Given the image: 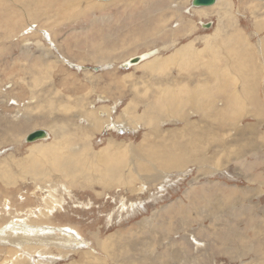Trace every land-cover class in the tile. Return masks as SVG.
Instances as JSON below:
<instances>
[{
  "label": "rangeland",
  "instance_id": "obj_1",
  "mask_svg": "<svg viewBox=\"0 0 264 264\" xmlns=\"http://www.w3.org/2000/svg\"><path fill=\"white\" fill-rule=\"evenodd\" d=\"M193 2L0 0V161L4 160L1 171L6 163L18 167L17 161L7 160L12 156L21 163L36 161L41 153L30 147L48 145L54 140L48 129L53 118L80 119L87 111L108 104L113 106L114 120L133 101L139 102L137 109L142 113L147 107L145 103L156 102L153 93L159 88L151 80L162 79L164 73L171 78L178 69L151 71L141 64L155 56L170 57L187 43L193 45L194 51L204 53L209 50L207 38L200 40L198 36L215 37L221 30L226 36L231 28L234 32L242 31L248 49L256 51L254 62L264 63L259 55L264 30L257 32L256 28V22L264 19V0H225L219 7H209L204 14ZM226 45L230 48L229 43ZM154 50L155 55L144 61L130 68L121 67L124 62ZM222 61L220 56L210 57L199 62L198 67L185 65L180 73L184 81L176 89L184 91L179 100L185 106L179 107L188 113L189 121L201 117L192 111L197 104L188 101H201L198 87L207 81L209 73L224 72V78L214 81L217 84L244 76L242 70L224 69ZM85 71L100 76L101 84L96 86L93 79L88 82ZM257 72L260 81L253 96L246 98L241 95L242 90L233 87L224 90L219 87L222 83L212 90L210 100L215 105L210 107H217L216 112H211V120L206 121L216 124L215 132H220L216 138H225L230 144L244 136L242 145L234 151V155L241 152V159L231 157L232 163L221 165V170L213 175H202L199 165L193 164L181 174L172 172L160 183H138L139 192L135 194L122 190L97 197L101 189L92 184L90 189L70 186L68 193L57 188L50 201L48 191L53 185L46 184L49 176L43 183L35 184L37 179L19 170L13 172L14 180L8 181V186L0 181V229L7 231L11 224L46 221L42 213L55 208L46 223L39 225L53 234L46 238L50 243L39 241L35 246L27 243L30 239H24L22 245L10 246L0 240V264H97V259L102 264H264V113L262 119H257L247 112L251 97L260 100L257 102L263 103L264 108V73L261 68ZM128 75L133 78L125 81ZM192 79L201 85H189ZM128 80L131 87L123 83ZM188 91L193 99L187 98ZM108 92L113 96L111 103L101 102ZM224 92H229L228 98ZM70 96L80 97L82 103L69 101ZM172 97L162 99L160 105ZM224 107L226 110H222ZM183 125L186 122L179 123L176 118L160 123L164 130H182ZM125 126L104 127L102 133L95 134L91 141L95 151L105 147L110 137L141 143L145 129ZM36 130L48 132L49 137L28 143L26 136ZM79 147L73 143L69 149L75 148L76 153ZM213 149L215 152L207 153L215 155L216 160L203 162L206 167L217 166L221 159L219 147ZM6 168L9 170V165ZM17 238L23 237L18 234ZM77 238L85 241L83 248L78 247ZM112 238L116 240L105 243ZM102 243L110 246L108 252L103 251ZM88 251H96L97 255L87 254Z\"/></svg>",
  "mask_w": 264,
  "mask_h": 264
},
{
  "label": "bare ground",
  "instance_id": "obj_2",
  "mask_svg": "<svg viewBox=\"0 0 264 264\" xmlns=\"http://www.w3.org/2000/svg\"><path fill=\"white\" fill-rule=\"evenodd\" d=\"M98 1H102V0H98ZM110 1L113 0L102 1V2L106 3ZM223 1L225 0H210L209 3L202 5H200V2L195 1L193 2V5L199 9H202L201 11L204 14L206 12V9H208L209 7H215V8L219 7L220 3ZM78 15L80 16V14ZM222 16L223 18L224 17L226 18L225 15ZM256 28H257V32H261L264 30V19L256 22ZM221 31L215 33V37L213 38V40H210L208 36L205 37L207 38V44L209 45V50H206L204 53L194 51L193 45L187 44L186 46L172 52L170 57H168L169 55L167 57L155 56L151 60L144 61L143 59H146L147 57L153 54L155 55L156 51L154 50L155 52L152 51V53L147 54L146 56L142 55L135 57L131 60L128 59L129 61L127 60L128 62L126 63L124 62L121 65V67L130 68L133 65L141 62V60H143L144 63L141 64V66L149 67L151 71L158 70L160 72H164L165 69L172 70L175 67L178 69V72L177 75H174L171 78H169V76L166 75V73H164L162 79L151 80L153 82V85L154 84L157 85L154 86L156 88H159V91L157 92L155 91V94L153 93L154 97H156L155 100L156 102L145 103L144 105L147 107H145L142 113H139V110L137 109L138 105L136 104H139V102L133 101V103L130 104V106L125 104L126 106L122 109L121 114L115 117L114 120L112 117L113 106L111 107L108 104H103V105L101 104V106H99L100 107L99 109H95V110L93 109L90 110V112L87 111L84 114V116H82L80 119L76 117H68L66 119L53 118V121L49 123L50 126L48 129L49 132L51 133L50 135L53 137L54 140L52 142H49L48 145L46 144L41 146L37 144L30 147L33 152L41 153V155L38 158H36L35 159L36 161L34 162L21 163L20 161H18L20 159L16 160L17 158L15 159L11 155L12 157H9L7 160L17 161L18 167H13L12 166L13 164L11 165L6 163L4 166V171H1L0 169V181H2V184L8 186L9 184L8 181H10L11 179L14 180L15 176L13 172H18L19 170H21L23 173L26 174L25 176L27 177L30 176L33 179L34 178L37 179L36 182H34L35 184H37L38 182L43 183L45 178L49 176L48 177L49 180L46 181V184L47 186L50 184H52L53 186L50 189V193L48 191V195H49L48 201L53 200L52 196L58 192L57 188L59 190L63 189L64 193H68V191L72 189L71 188L72 186L76 188L81 187V189H87V188L90 189L92 184H95L101 189L100 191L101 193L99 195L96 194L97 197H102L103 195L108 196L106 194L109 192L112 191L120 192L122 190L127 191L129 194H135L139 192V189L136 186L138 183H148V184L160 183L161 180H167L169 178L168 176L172 172L178 171L181 174L184 172L185 169H187L190 165L193 164L199 165V167L201 168L200 173L202 175H207V174L213 175L214 173H217L218 170H221L220 169L221 165L223 166L225 164L227 165L228 162L229 161L231 162L232 159L240 160L241 152H238L236 155H234V151L237 148H240V146L242 145L241 139H243L244 136H238L236 141L234 142L231 141V143L228 144L227 141L225 142V138L222 139L216 138L215 136L217 134V131L215 132L216 124H211L206 121V120H211V115H212L211 112H216L215 107L217 106L211 108L210 106H214L215 104L209 103V105L207 106L206 103L189 100L188 102H191L190 104L193 103L197 104L196 106H192L193 114H199V116H201L198 120L189 121L188 113L185 112V109L179 107V106H185L182 102H180L181 100H179V98H182L181 95L184 94V91L183 90L178 91L176 89L181 86V85L179 86L177 85L180 82L184 81V78L180 76V73H183V68H185V65L190 64V65H194L195 67L196 66L198 67L199 65H201L199 62L208 61L210 57H214V56L215 57L220 56L221 59H223L222 64L224 66V69H231L232 72H234V70L237 71L245 70L243 80H248L250 82L251 81L258 82L259 76L257 74L258 73L257 70L261 68L262 72L264 73V63L260 62L261 64H259L258 62L259 64L258 66V64L254 62L256 61L253 60L254 55H256L255 54L256 51L254 49L251 51L249 49L246 50L247 47L246 45L244 49L245 52H243L242 54V52L238 50L236 51V48L231 50L232 47L235 46L234 44L232 47L229 46L231 47L230 48L231 51H225L226 53H223V51L221 50H217L210 47L211 44H218V42H220V44H225V45L229 43L230 45L229 41L217 40L222 38L227 39L225 38L224 34ZM238 33L241 34L242 31H239ZM231 42H233L232 39ZM245 42H247V40ZM245 44H249V43L247 42ZM259 47H260L259 55L264 59V40L259 41ZM204 48L206 49V47ZM211 52L213 55L206 54ZM251 62H253V65H251ZM217 67L219 66H215V68ZM256 67L259 68L256 69ZM255 72L257 73L255 74ZM86 73H87L86 75L88 76L87 77L88 82L89 79H93V81L97 82L96 86L101 84L100 76H96V74L94 75L93 73H90V75L88 72ZM219 73L223 74L224 72L215 71V73L213 72L209 73L208 76L206 77V80L214 82L219 80L221 77L224 78L222 74L221 76H219L218 75ZM256 75L258 77H256ZM131 77L133 78V76L128 75L124 80L127 81V79ZM263 78H264V74H263ZM193 79L189 85H195L197 87L198 85H201L200 82H194ZM131 80H128V82L124 81L123 83L129 85V86L126 85L127 87H131ZM198 81H202V80L198 79ZM148 87L151 86L149 85ZM254 89L255 88H253V90ZM253 90L250 88L248 90L249 91L248 94L253 96L254 95ZM109 94L110 93L108 92V96H106V98L108 97L107 99L101 97L102 99H100V101L102 102L103 100L104 102L111 103L113 96L111 97ZM170 95L173 96L172 99L177 97L178 101H171L172 99L168 101L164 100L165 105L161 106L160 103H162V99ZM186 95L189 96L187 98L193 99L192 96H190L191 95L190 91H188ZM66 97L68 96L66 95ZM70 97H69L70 98L69 101L73 99V101L82 103L79 100L80 97L79 98L78 97L72 98V96ZM257 101L260 100L257 99ZM257 101L255 97H251L249 99L248 104L250 105V109L247 110V112H249V114H251L253 117H257V119H262L263 118L262 115L264 113V108L262 106L263 103L259 104V102ZM49 102H52V100L50 99ZM224 109L226 110L225 107L222 110ZM223 113L224 112L219 113L218 115L221 116ZM173 118L178 119V122L182 124L186 122V125H183L182 130L180 129V127H177L176 129H172V130H164L160 126L162 120H166V119L169 120ZM121 124L129 126L131 127V129L134 128V130H138V128L140 127L145 129L141 143L139 144L127 143L124 141H118L110 137L109 139L106 140L108 144L105 147L100 148L99 151L97 150L95 151L94 145H92L91 143V141L94 138V135L97 133L98 134L102 133L104 131V127L106 128L107 127L109 128L110 126L118 127L121 126ZM253 133L254 132H251L249 135H253ZM219 134L220 132L217 134V136H219ZM65 138H68V140H65ZM73 143H75L76 145H80L79 149L76 150L77 151L76 153H74L75 151L73 150L75 148L73 149L71 148V150L69 149V146L70 145L72 146ZM64 144H66V146L63 148L62 145ZM216 147H219L218 152L220 153L221 159L219 160L218 164L220 165L217 164V166L215 165V167L214 165H212V167L208 165L206 167L203 164V162H210L216 160L215 155L211 156V154L207 153L209 150L213 151L214 150L213 148ZM231 157L233 158L231 159ZM2 165H4V160L0 161V166ZM7 165H9V170L6 168ZM25 179L26 178H24L23 180ZM37 189H39L38 186ZM123 207L125 206L123 205ZM54 209L55 208L46 210L44 213H42V217L48 220V218H50L52 215L51 211ZM38 221L28 222V223L24 222L21 224L19 223L11 224L7 227V231L4 230V228H2L0 229V240H4V243L10 246H14V245L20 246L23 243H25L24 239L26 240L30 239V241L29 242L27 241V243L33 244L35 246L39 241L48 243L49 240H46V238L49 239L50 237L53 236V234L50 233L51 231H49V229L46 232L45 230L40 228L39 225L44 224L42 222L45 221L44 219H42L41 221L39 219ZM37 222L39 224H37ZM1 225H3L2 222H0V226ZM65 232L66 231H62L63 234H67ZM18 234H21V237L23 238L18 239L17 238ZM30 235L32 236L31 238ZM77 240L79 243L78 244L79 248H83L86 245L84 243L85 242L84 240H80L78 238ZM114 240L116 239L113 238L108 239L105 241V243ZM105 243L101 244V248H103V251L108 252L110 250L109 249L110 246H108ZM67 248H71V247H63L62 249H67ZM10 251L13 250L10 249ZM86 253L87 254L96 253L97 255L96 251L94 252L88 251ZM72 264H76V263H72ZM97 264H102V262L97 259Z\"/></svg>",
  "mask_w": 264,
  "mask_h": 264
},
{
  "label": "crops",
  "instance_id": "obj_3",
  "mask_svg": "<svg viewBox=\"0 0 264 264\" xmlns=\"http://www.w3.org/2000/svg\"><path fill=\"white\" fill-rule=\"evenodd\" d=\"M228 22H229V20H227L226 22H224L225 24H228ZM235 31V29H233V28H231V32H229L228 34H227V36H225V38H227V39H217V40H226V41H229L230 42V46L232 47L233 46V44L235 45V46H233L232 47V49L231 50H233V49H235L236 48V51L238 50V51H240V52H242V54H243V52H245V47H246V45H247V47H246V50L248 49V47H249V44H245V43H247V42H245L246 41V37H245V35H243V33H238V32H234ZM233 33V34H232ZM232 34V35H231ZM237 34V35H236ZM242 35V36H241ZM198 37H200V40H204V38H205V36L203 37V36H198ZM207 37V36H206ZM241 37V38H240ZM243 37V38H242ZM213 38H214V36H211L209 39L210 40H213ZM237 39V41H238V39H239V41L237 42L236 41V39ZM231 39H232V41L234 42H231ZM194 40V39H193ZM242 40V41H241ZM244 41V42H243ZM237 43V44H236ZM188 44V43H187ZM189 45V44H188ZM213 45H214V47H213ZM221 45V46H220ZM225 44H211V47L212 48H214V49H217V50H223V51H231L230 50V48H228L226 45L224 46ZM237 45V46H236ZM183 46H186V44H184ZM182 46V47H183ZM223 47H225V48H223ZM238 48V49H237ZM240 48V49H239ZM250 49V48H249ZM223 53H226V52H223ZM229 53V52H228ZM258 71V70H257ZM242 72H245V70L243 71L242 70ZM259 76V77H258ZM258 76L256 75V77H258V82L257 81H248V80H243V77L241 76V77H239V79L238 80H235V81H233V80H229V81H224V83H219V84H221V86H219V87H221L222 89H229V88H231V87H233V89H238V90H242V92H241V95L242 96H246V98H247V96H249V94H248V90L251 88L252 90H253V88H255L254 90H253V92H254V94L256 93V89H258V83H259V81H260V75L258 74ZM262 76V75H261ZM209 82V83H208ZM235 82H236V84H235ZM234 83V84H233ZM250 83V84H249ZM219 84H217V83H214L213 81H206L205 83H203L201 86H199L198 88L200 89V92H199V95H198V98L199 99H201V101H198V102H202V103H214V100H210L211 98H212V90H213V88H215V87H217V85H219ZM257 84V85H256ZM256 86V87H255ZM228 93L229 92H224V97L225 98H228L229 96H228ZM195 98V97H194Z\"/></svg>",
  "mask_w": 264,
  "mask_h": 264
},
{
  "label": "water",
  "instance_id": "obj_4",
  "mask_svg": "<svg viewBox=\"0 0 264 264\" xmlns=\"http://www.w3.org/2000/svg\"><path fill=\"white\" fill-rule=\"evenodd\" d=\"M102 1H108V0H102ZM197 2H200V5L209 3L210 0H195ZM194 1V2H195ZM48 137V133L44 130H36L31 132L26 136V141L28 143L40 141L43 139H46Z\"/></svg>",
  "mask_w": 264,
  "mask_h": 264
}]
</instances>
